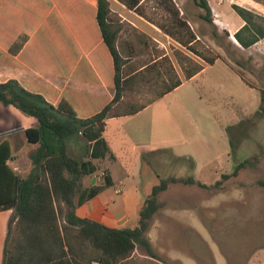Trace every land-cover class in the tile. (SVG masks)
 Instances as JSON below:
<instances>
[{"label":"trees","instance_id":"trees-1","mask_svg":"<svg viewBox=\"0 0 264 264\" xmlns=\"http://www.w3.org/2000/svg\"><path fill=\"white\" fill-rule=\"evenodd\" d=\"M114 1L158 26L180 45L175 50L176 60L183 67L185 63L190 65L184 78L165 54L154 53L140 63L135 61L150 50L151 39L136 30L135 41L121 42V28L109 0H98L97 6L86 0H0V68L85 82L113 92L109 98L0 77V104L14 106L38 121L36 127L26 131L28 141L38 146L30 153L33 168L26 179L15 175L6 164L11 156L9 142L0 144V210H12L3 264H129L138 247L156 258L148 232L159 210L158 197L168 189V183L163 180L152 188L140 206L135 228L117 229L77 216L76 208L81 202L113 186L106 175L103 185L92 187L82 196L83 180L97 173L110 153L103 137L107 119L138 114L206 66L218 60L229 61L203 44V35L181 17L174 0L154 1L172 17L168 25L147 15L145 5L151 0ZM193 1L203 12L200 18L213 25L214 37L229 38L228 31L221 34L213 24L208 1ZM254 1L264 6V0ZM234 9L246 22L234 37L248 49L264 38V27L253 22V13L238 6ZM229 65L248 87L257 89L239 69ZM143 90L152 95L149 100L136 105L125 102ZM261 94L263 103L264 91ZM262 110L264 107L256 114ZM79 140L88 145L87 160L69 151L70 143ZM231 145L234 155L237 146L233 141ZM183 182L210 188L194 178ZM219 185L221 180L213 187Z\"/></svg>","mask_w":264,"mask_h":264},{"label":"rangeland","instance_id":"rangeland-1","mask_svg":"<svg viewBox=\"0 0 264 264\" xmlns=\"http://www.w3.org/2000/svg\"><path fill=\"white\" fill-rule=\"evenodd\" d=\"M109 1L114 15L117 16L114 18L118 21L117 26L121 28V42L135 41L136 30L151 39L150 50L143 52L135 61L140 63L152 57L154 53L165 54L172 59L175 70L184 78V71L190 65L185 63L184 68L177 62L175 50L181 48L180 45L158 26L134 11L126 9L114 0ZM154 1L146 3L147 15L157 23L170 24L172 17ZM174 1L181 11V17L189 20L191 29L203 35V44L221 53L257 89L248 87L229 63L218 60L215 65L201 73L197 80L154 102L139 117H144L149 123L154 121L155 138L164 139L169 143H184L197 154V158L194 161L192 158L175 159L172 155L162 152L148 155L144 162V188L141 195L144 194L147 198L154 186L163 180L168 183V189L158 197L159 210L155 217L159 218H162L160 208L172 202L202 201L205 203L203 205L208 207L214 204L216 207L212 213L205 209L199 213L192 210L177 211L175 217L182 218L185 223H197V228H200V234L205 240L201 236L198 238L193 231L182 230L184 245L181 252L197 264H219L205 244L208 243L214 249L218 243L228 256L230 264H246L250 254L264 247V110L261 114H256L264 107V102L261 101V93L264 91V49L259 48L249 53L232 42L231 37L216 39L213 25L200 18L203 12L193 0ZM207 1L212 10L213 24L222 34L226 29L220 22L218 7L225 5L233 13L229 5L237 0ZM190 56L202 63L195 56ZM39 76L42 78V75ZM36 80L45 84L51 80V84L69 89L76 88L74 85L77 83L45 76L43 80ZM64 82L71 85H64ZM158 88H162V85ZM146 91L127 98L125 102L135 105L146 102L152 97ZM199 95L203 97L207 107L202 106ZM187 139L190 144L185 142ZM231 141L237 146L234 155ZM142 144L146 148L143 153L134 149V156L124 159L131 166L135 164L136 154L142 157L150 147L146 145L148 142L138 143L137 147L141 148ZM206 159L212 163L207 175L214 178L215 171L220 172L221 185H212L205 189L183 182L199 177L198 169ZM238 167L237 174L233 176ZM177 168L181 169L176 171ZM227 168H231V171H225ZM223 175L230 177L223 178ZM125 194L129 196L130 191L126 190ZM132 202L134 204V198H125L129 217L132 222H138L139 215L134 206L132 207ZM206 226L211 228L212 236ZM126 227L127 225L123 228ZM150 240H153L151 243L156 258L148 256L143 247H138L129 264H181L169 254L170 249L178 247V236L174 245H169L166 238L157 234ZM221 261L226 263L224 259ZM251 263L264 264L259 261Z\"/></svg>","mask_w":264,"mask_h":264},{"label":"crops","instance_id":"crops-1","mask_svg":"<svg viewBox=\"0 0 264 264\" xmlns=\"http://www.w3.org/2000/svg\"><path fill=\"white\" fill-rule=\"evenodd\" d=\"M86 1L93 6H97L98 4V0ZM234 6H238L253 13L255 15L253 22L263 27L264 6L258 2H255L254 0H237L233 4L229 5L233 13H231V11H229L228 7L225 5H220L218 7L220 22L224 24L226 31H228L230 34V37H233L236 41L235 43V41H233L231 38L232 42L249 53H252L254 50L259 48L264 49V38H261L256 44L249 47L248 49L243 48L236 40L234 35L245 26L246 22L236 12ZM259 16L262 17L263 20L259 19ZM209 67L210 66H206L202 72L194 76L189 81H186L176 90H180L187 84L197 80L199 75ZM39 75L42 74L9 67L0 68V77L8 79L37 82L36 78L43 80L45 76L42 75V78H40L41 76ZM51 83L52 81L50 80V83L46 84L53 85ZM56 83L63 84L62 82ZM65 84L71 85V83L64 82V85ZM53 86L58 87L56 85ZM74 86L76 87L72 89L74 91L96 96H105L109 98L113 97V92L102 86H96L85 82H77ZM198 99L200 102H203L202 106L207 107L202 96L199 95ZM150 106L133 116L113 117L107 119L103 137L110 148V153L105 157L102 163H100V170L97 173L84 178L81 188L82 196H84V194L87 193L92 187L103 185L105 181L104 177L106 175L111 177L113 186L106 188L93 199L81 202L76 208V214L78 217L102 223L110 228L123 229V227L126 225V228H135L138 222H132L131 218L129 217L125 198H134V204L132 202V207L134 206V209L137 210L139 215L140 206L146 197L144 194V197L141 195L142 189L144 188V184H142V178L145 176L144 162L146 157L156 152H162L172 155L175 159L192 158L194 161V159L197 158V154H195L194 151L192 152L190 146H187L184 143H169L164 139L155 138L154 121L149 123L144 117H139L143 115V113ZM37 125L38 121L36 118L25 115L14 106L6 107L0 104V144L4 141L9 142L11 156L6 161V164L12 169L15 175L21 177L22 179H26L30 175L33 166L29 156L30 153L35 151L38 147L28 141L26 131L30 128L36 127ZM143 142H148L149 144L146 145L147 147L150 145V147L146 151V155H144V152L142 157H139V154L137 153L135 156V164L134 166H131V164H129V162L124 159H128L129 157L132 158L135 154V150L143 153V151H145L144 149H146L144 144H142L143 146H141V148L137 147L138 143ZM185 142L190 144V140L188 139ZM202 142H204V139ZM69 151L74 157L83 158L85 160L88 159V157L85 156L86 153L88 154V145L85 141L79 140L78 142H71L69 145ZM132 151L134 152L132 153ZM203 161L204 164H202L198 169L199 177L196 179L195 177L193 178L195 181L201 182L202 184L210 187L220 180V172L215 171L214 178L213 176H208L207 172L212 166V163L211 161H207V159ZM94 163H97V161L95 160ZM180 169L181 168H177L176 171ZM225 171L230 172L231 168H227ZM126 190L130 191L129 196H126ZM203 204L205 203L202 201H194V203H192V201H176V203L172 202L168 205H163L160 208V211L162 212V218L154 217L152 221L150 230L148 232L149 238H152L154 234H157L158 236L166 238L169 245H174V240L176 236H178V247L170 249L169 254L173 260H178L181 264H197L195 260L188 258L185 256L184 252H181V247L184 245V242H182L184 241L182 230L193 231L198 236V238H200L201 234L200 228H197L198 226L196 222L185 223L182 218L175 217V214L177 211L191 210L199 213L204 209L212 213V210H214L216 207L214 204L209 205V207ZM11 215L12 210H0V264H3L4 247ZM208 227L207 229L209 230L210 236H212L211 228ZM150 242H153V240H150ZM205 244H207L211 254L215 255V258L218 260L219 264H230L228 256L226 255L225 251L220 248L218 243L215 244L216 247L214 249L213 247L209 246L208 243ZM217 249H219L220 252ZM223 259L226 263H222L221 260ZM247 259L248 260L246 264H252L251 262L255 263V261L264 262V247H260L259 250H256L252 255L250 254Z\"/></svg>","mask_w":264,"mask_h":264},{"label":"built area","instance_id":"built-area-1","mask_svg":"<svg viewBox=\"0 0 264 264\" xmlns=\"http://www.w3.org/2000/svg\"><path fill=\"white\" fill-rule=\"evenodd\" d=\"M231 38H232L233 41H235V39L233 37H231ZM235 43H236V41H235ZM93 264H102V263H100V262H94Z\"/></svg>","mask_w":264,"mask_h":264}]
</instances>
